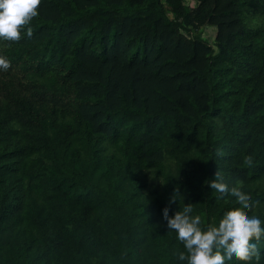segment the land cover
Listing matches in <instances>:
<instances>
[{"label":"trees","instance_id":"trees-1","mask_svg":"<svg viewBox=\"0 0 264 264\" xmlns=\"http://www.w3.org/2000/svg\"><path fill=\"white\" fill-rule=\"evenodd\" d=\"M191 1L41 0L0 40V264H185L162 209L240 211L216 168L264 219V0Z\"/></svg>","mask_w":264,"mask_h":264},{"label":"clouds","instance_id":"clouds-1","mask_svg":"<svg viewBox=\"0 0 264 264\" xmlns=\"http://www.w3.org/2000/svg\"><path fill=\"white\" fill-rule=\"evenodd\" d=\"M40 3L41 0H0V40L19 41L22 34L30 36L29 25L38 15ZM10 63L0 55V71L7 70ZM243 164L248 169L254 167L251 157ZM208 186L216 190L219 198L234 201L240 211L228 213L218 225L205 228L201 216L193 214L192 203H184L182 210L172 216L167 207L162 209L168 230L176 233L185 249L176 254L177 260L185 264H261L264 253L258 245L264 241V219L248 214L261 201L244 195L237 187L230 188L217 168ZM172 200L175 201L173 197Z\"/></svg>","mask_w":264,"mask_h":264},{"label":"rangeland","instance_id":"rangeland-1","mask_svg":"<svg viewBox=\"0 0 264 264\" xmlns=\"http://www.w3.org/2000/svg\"><path fill=\"white\" fill-rule=\"evenodd\" d=\"M187 3L191 6H193V2L191 0H186ZM215 32H216V29L215 27H211V26H204L201 28L200 30V36L203 38V39H206V40H212L213 37L215 36Z\"/></svg>","mask_w":264,"mask_h":264}]
</instances>
